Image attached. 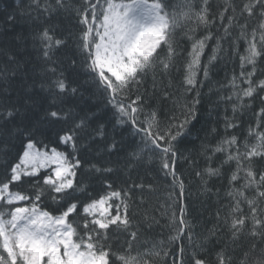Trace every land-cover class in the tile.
Wrapping results in <instances>:
<instances>
[{
  "label": "snow or ice",
  "instance_id": "obj_1",
  "mask_svg": "<svg viewBox=\"0 0 264 264\" xmlns=\"http://www.w3.org/2000/svg\"><path fill=\"white\" fill-rule=\"evenodd\" d=\"M34 3L38 12L36 19L43 16L49 22L34 38L44 60L39 87L59 106L55 110L46 108L39 119L25 123L29 109L35 110L30 95L35 82L27 85L22 105L0 104V120L11 123L19 117L21 121L6 130L9 137L20 138L21 152L15 162H5L0 177V264H157L169 255L168 245L163 240L153 242L148 250L133 248L139 229L130 213L134 203L131 191L133 188L143 190V183L114 188L105 180L104 193L92 197L85 180L77 178L82 164L77 145L81 134L88 132L90 138H104L106 133L105 124L100 122L96 112L80 113L63 106L68 98H85L81 91L83 85L72 86L65 75L66 71L78 67L77 59L69 57L66 69L54 66L57 65L56 51L67 48L73 38L70 32L66 37L57 36L54 18L69 11L74 12L77 24L82 26L75 39L79 55L83 57V71L88 77L84 84L104 94L103 110H111L110 118L115 124L128 125L132 135L140 136L141 147L132 154L134 159L157 156L161 170L171 177L172 185L178 189L177 196L170 194L173 205L169 225L175 233L170 241H179L185 235L189 241L193 240L188 208L183 203L185 184L176 170L177 160L183 153L177 152L176 143L181 137L191 135L189 125L197 117L199 92L181 106L179 115H173L161 127L156 111L145 113L148 101L141 87L150 72L155 89L157 71L162 76L179 71L175 63V58L181 54L178 32L190 42L182 65L185 93L198 87L201 72L207 79L209 66L221 50V39L235 30L237 35L230 47L237 52L238 40L245 41V52L239 56V77H232L231 94L222 97L231 102L232 115L224 117L222 134L212 129L219 137L215 145L202 142L199 146L205 166L195 175L200 178L202 190L211 191L208 180L213 177L226 179L228 198V203L223 205V215L219 210L216 213L220 227L214 225L201 237L200 248L206 251L205 245L226 230L232 243L245 236L251 241L240 264H264V123L261 122L264 106L254 113L255 128L249 125L246 132L236 134L242 130V117L252 101L258 98L264 105V72L261 77L256 76L258 61L264 58V0H241L239 4L236 0H223L215 13L209 0L199 3L184 0L176 7L168 5L167 0H83L77 7L68 0H34ZM3 17L6 23L16 22L15 10L5 11ZM217 24L222 35L216 36L212 54L202 66L205 49L214 38L212 28ZM201 30L204 34L198 35ZM7 65L0 68V79L7 81L26 74L15 55L8 57ZM69 119L73 127L63 135L58 133L57 140L71 152L49 148L38 139L45 125ZM4 133L0 124V134ZM116 148L117 142L113 139L108 149ZM91 167L96 172H112L110 167ZM80 175L83 177L84 173ZM147 187L152 189V185ZM145 219L148 227L156 222L147 214ZM133 227L137 230L131 231ZM110 232L125 233L130 239L117 250ZM183 256L181 245L173 264H184ZM192 264L236 262L226 248L221 247L211 260L207 255L198 257L193 251Z\"/></svg>",
  "mask_w": 264,
  "mask_h": 264
},
{
  "label": "trees",
  "instance_id": "obj_2",
  "mask_svg": "<svg viewBox=\"0 0 264 264\" xmlns=\"http://www.w3.org/2000/svg\"><path fill=\"white\" fill-rule=\"evenodd\" d=\"M69 4L77 7L83 4V0H68ZM103 2V0H102ZM184 0H167V4L176 7L183 3ZM199 3L200 0H195ZM237 4L241 0H236ZM213 13L219 10L223 0H209ZM31 5V7H29ZM15 10L16 22H5L3 14L5 11ZM171 10V9H170ZM27 13H31L28 15ZM38 12L35 8L34 0H0V68L7 65L8 57L15 55L21 64L25 75H17L5 81L0 79V104L4 105H22L23 97L26 95L25 89L27 85L35 82V86L31 90V98L35 102V110L29 109L28 118L25 123H31L33 120L39 119L46 108L51 107L55 110L58 103L53 102V97L45 90L39 87L42 82V68L44 60L42 58L40 47L35 41V35L41 31L42 26L49 23L45 21L43 16L36 19ZM57 28L58 37H66L69 32L72 39L69 41L67 48H61L56 51L54 60H56L59 69L68 68L69 57L77 59L78 67L74 70L65 72L68 81L72 86H80L84 92V99L68 98L64 107L74 108L76 112L82 113L84 110L94 111L100 122L105 124V137L90 138L88 132L81 134L78 140V156L81 158V169L78 171V179H84L88 184V190L92 197L102 195L106 190L104 182H111L114 188L129 187L133 183H143V190L133 188L131 196L133 200L130 213L133 216L134 225L138 226L137 239L133 241L135 250L144 251L150 249L155 241H165L168 245L169 255L162 258L157 264H173V258L178 254V249L182 245L184 247V264H192V252L196 255L207 257L211 260L215 253L221 247L232 255L236 264H240L243 253L248 250L251 241L245 236L236 243H232L227 235L226 230L218 233V238H214L205 245L206 251H202L200 245L201 237L206 235L208 230L218 224L216 213L219 210L223 215V205L228 203L225 195L227 188V180L219 178H211L208 180L209 192H204L201 188V181L195 175L197 170H201L205 166V159L199 155V146L203 142L209 146L215 145L218 140L216 133L212 132L215 128L218 133H223L224 117L231 116V102L222 99L231 94L230 81L235 75L239 77L241 71L239 56L243 55L246 48L244 40H238L236 47L238 52L234 51L230 45L236 38V31L233 30L231 35L221 39V50L217 53V59L209 66V75L207 79L203 77L201 72L198 76V87L191 92L185 93L182 85L183 79V63L190 48V42L183 38L182 33H177L180 55L175 58L176 67L170 74L162 76L159 71L156 72V88L152 87V73L150 72L145 78V82L141 87L148 103L145 105V113L148 111H156L160 122V126L164 127L173 115H179L181 106L190 102L196 93L199 92V104L196 106L197 117L189 125L191 135H186L179 139L176 143L178 153L188 156L190 159L185 160L181 156L177 160V173L183 178L185 184V196L183 203L187 205V218L192 226L193 240L189 241L185 237L179 241H170L169 238L174 236V231L169 225V213L172 210L173 199L170 198L178 195V189L172 185L171 177L166 176L161 170L157 156L149 159L147 156L137 161L133 157V153L141 147L140 136L132 135L128 125L115 124V120L111 119V110L104 111V94L94 86L85 85L84 81L88 78L83 71V57L79 55L76 48L75 37L81 31L82 26L77 24L74 12H61L54 18ZM254 23V21H250ZM214 34L213 40L208 42L202 57V66L207 63L208 57L212 54L215 46V38L222 35L217 24L212 28ZM198 35H203V31H199ZM163 55V53H162ZM10 67V65H7ZM257 77H261L264 72V58L258 61ZM27 81V83H26ZM240 84V80H237ZM246 86V85H243ZM165 93L167 95L165 96ZM90 97V98H89ZM264 105L260 104L258 98L254 99L251 106L245 110L242 117V130L237 131V135L246 132L249 125L255 128L257 117L254 113ZM144 119V116L141 117ZM264 123V121H261ZM21 123L19 117L11 123H4L0 120L5 130L4 134H0V177L4 173L5 162L11 163L18 159L21 152V140L19 137H9L6 130L12 129L15 125ZM115 125V126H114ZM96 123L93 121L92 127L95 128ZM73 127V122L69 119L67 122L45 125L42 129L43 134L38 137L49 148L57 147L60 151L71 152L67 146L60 144L57 140V134L63 135L65 131ZM91 132V129L88 130ZM235 131V130H233ZM199 136V139H197ZM117 142L116 150L110 151L108 145L112 140ZM95 165L101 169L110 167L112 172L103 173L96 172L91 166ZM83 172L82 177L80 173ZM43 174V173H42ZM147 185H152V189H148ZM27 188V186H25ZM219 191V195H217ZM141 197L143 202H141ZM86 199V197H85ZM47 203L51 204V201ZM154 217L155 221L151 227H148V221L145 215ZM136 231L137 227L130 229ZM113 246L117 250H121L125 242L130 237L125 233L113 234ZM254 255V254H253Z\"/></svg>",
  "mask_w": 264,
  "mask_h": 264
}]
</instances>
